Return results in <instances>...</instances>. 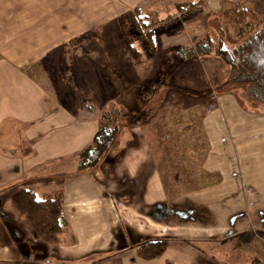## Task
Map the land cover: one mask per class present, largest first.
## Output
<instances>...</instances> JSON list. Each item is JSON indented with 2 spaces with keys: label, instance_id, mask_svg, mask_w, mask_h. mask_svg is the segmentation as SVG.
I'll return each mask as SVG.
<instances>
[{
  "label": "crops",
  "instance_id": "1",
  "mask_svg": "<svg viewBox=\"0 0 264 264\" xmlns=\"http://www.w3.org/2000/svg\"><path fill=\"white\" fill-rule=\"evenodd\" d=\"M150 1L26 0L30 22L17 15L0 20V264H264V112H248L231 91L204 109L182 95L151 102L154 89L149 106L181 108L170 114L162 108L141 121L112 116L122 131L108 155L76 171L74 159L113 99L105 91L118 97V81L123 89L133 86L136 67L149 74L147 57L163 49L162 32L180 22L149 27L148 48L139 53L146 62L133 61L129 70L125 50L116 47L114 55L81 46L129 9L147 26L154 15L174 14L180 0ZM206 2L205 15L218 11L219 0ZM39 9L46 10L41 21L33 16ZM194 19L199 16L188 17L187 26ZM128 101L120 102L135 104L134 97ZM60 180L64 227L57 244L42 243L11 195L31 188L52 198ZM162 239L160 257H138L142 242Z\"/></svg>",
  "mask_w": 264,
  "mask_h": 264
},
{
  "label": "rangeland",
  "instance_id": "2",
  "mask_svg": "<svg viewBox=\"0 0 264 264\" xmlns=\"http://www.w3.org/2000/svg\"><path fill=\"white\" fill-rule=\"evenodd\" d=\"M151 1L150 3L154 5V2ZM206 1L207 0H191V4L194 3L197 6L195 9L189 11L190 9L188 7L191 4L189 5V3H186V0H180L178 4L179 8H177L174 14L166 17L164 15L162 16V14L160 16L154 15L149 18L150 25L148 26L142 24V22L146 24V22H144L146 20H143V18L136 15V8L129 9L126 16L119 18L116 21H112L96 31L91 32L95 34L96 37L92 39L89 35L88 41H86L88 45H84L86 42H83L81 47H88L89 49L100 48L104 51V54L107 50L111 52L110 49H112V52L115 55L114 50L116 47H119L118 49L125 50L123 55L127 54V56H125L126 59L124 58V60L127 64L126 70H129L130 67H132L131 65L133 61L137 64L146 62V57L142 54L143 51L148 48V41H146L144 35L148 34L149 27L153 28L157 26L156 29L162 30V27L173 24L175 21L178 23L180 22L179 26L172 29V31L169 32L164 30L162 32H167V38L164 41H161L163 49H161L162 47H157L160 49V51H158L159 54L156 53L154 56L147 57V60L150 61L149 66L151 69L149 74L139 71L142 73L140 75V73H138L139 69L136 67V74H139L137 76L140 77L139 79H137V77L133 78L137 79L135 80L133 86H130L129 89H123L125 86L123 85V87L121 82L118 81L120 86L118 97L115 96V92L112 90L108 89L105 91H108V96L109 94H112L113 97V99H108V102L103 105L102 109V118H107L109 125H114L115 120L111 119L114 115H116V121H120L124 115H135L137 121H141L144 120V118L146 119L145 114L147 116L150 115L149 119L154 116L153 112L159 115L162 108H164V112L167 114L175 113L173 110L181 108L180 106L174 105V102H172L173 104L169 102L170 104L167 103L166 106L160 104L158 106L155 104L151 105L152 103L150 104L151 106H149L148 104L150 102L147 103V96L148 93H151L154 89L155 96L152 98L150 97L151 99H149L151 102H154L157 97H159V99L162 98L166 100L167 95L168 97L171 94L174 96L182 95L190 99L188 103L191 102V98L193 101L196 99L200 100L199 103L201 102L204 109L209 108L207 102L208 100L211 99V102L213 101V103L214 101L217 102V98L220 94H223L226 91H231L236 95L237 99L242 101L241 103H244L242 106L247 108L248 112H264V102H260L255 98L252 99L251 96L247 95L243 91V87L245 85L250 87V82L245 84V78L240 76V82L235 83L234 85H232L233 83L231 82L230 87V78L232 77L233 79L234 77H237L238 72L233 71V73L230 74V71L225 68L221 61L214 55V51L218 48V46H221V44L223 47L228 49L239 44L245 31L250 30V28L256 24V20L264 19V0H240L237 2L248 8L251 7V10L255 12V19H247L244 23L234 22L232 18L225 16V12L227 10L236 6V3L233 2L234 0H225V2L224 0H219L217 8L218 11L216 13L212 12V14L208 13L209 15L204 14L207 11H205L207 4ZM18 3H20L19 0H0V20H8L9 18H12L10 16L17 15L22 18L24 17L25 23L30 22L28 21L30 20V5H27V7L26 4L28 3L24 0V4H19L18 7H16V4ZM187 8L189 10H186ZM45 11V9H39V14L37 15L35 13L33 15L34 18L41 21L43 17L45 18ZM194 15L199 16V19L192 20L189 26H187L186 22L188 21V17ZM36 19L34 22H36ZM41 26L45 27V25H39V29H41ZM36 27L38 26L33 25V29ZM168 29L170 30V28ZM158 32L161 33V31L157 30L156 33ZM4 35L7 39H11L13 37H9V34L7 33ZM4 40L5 39H3V41ZM73 41L74 40H71L70 42ZM208 41L211 44L209 53L207 55H202L197 52V47ZM5 43L4 46L6 47ZM73 43L77 44L78 42ZM176 50L181 51V58L178 54L175 55ZM140 51L142 54H139ZM133 55H136V57H132ZM145 67H147V65H144L143 69ZM159 70L161 72H159ZM163 70H166V72H163ZM127 75L128 74L126 73L125 76ZM111 77L114 81L116 75L112 74ZM113 83L117 82L114 81ZM144 93H146V97L143 95ZM131 97L135 98L134 105H129L130 103L122 104L120 102H126L128 99L130 101ZM75 99H77V97H75ZM71 100H73V97ZM144 101L145 103H143ZM183 105L186 106L188 104ZM185 108L186 110L190 109V105ZM118 115L119 117H117ZM178 115L179 114L177 113L176 116ZM177 121L179 122L178 118L177 120L172 121L175 126H177ZM260 121L264 122L263 115L260 116ZM168 123H171V121ZM117 126L121 127L122 123H117ZM175 126H172L171 129L175 128ZM118 127L116 134L122 131L120 130L118 132ZM112 143H114V140ZM106 155L108 154L106 153ZM74 161L76 162V158ZM249 204L250 202L248 201V205ZM165 241L167 243V240Z\"/></svg>",
  "mask_w": 264,
  "mask_h": 264
},
{
  "label": "trees",
  "instance_id": "3",
  "mask_svg": "<svg viewBox=\"0 0 264 264\" xmlns=\"http://www.w3.org/2000/svg\"><path fill=\"white\" fill-rule=\"evenodd\" d=\"M227 1V0H226ZM233 1V0H232ZM227 10L225 16L234 22L244 23L247 19H255V12L246 6L237 3ZM225 2V0H224ZM228 5V4H227ZM197 5L191 4L186 10H193ZM228 12V13H227ZM150 25L149 23L147 26ZM211 49L210 42H204L197 47V52L207 55ZM214 55L230 71L238 72L237 77L230 78L234 85L240 82V76L245 78L246 85L243 91L256 100L264 102V19L256 20V24L245 31L241 41L236 46L228 49L222 46L214 51ZM251 88V89H250ZM102 118L100 125L92 138L91 143L83 148L76 156V171H85L94 168L105 158L108 148L112 144L117 130V124L109 125V121ZM62 180L52 198H39L31 188H23L14 191L11 195V203L14 208L25 218L37 238L46 244H57L64 223L60 209L62 205ZM166 248L165 240H149L142 242L137 255L143 260H152L162 255Z\"/></svg>",
  "mask_w": 264,
  "mask_h": 264
}]
</instances>
